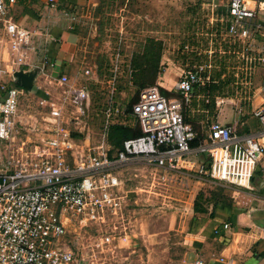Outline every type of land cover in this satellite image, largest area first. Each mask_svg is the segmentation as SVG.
<instances>
[{
  "label": "rangeland",
  "instance_id": "374dc122",
  "mask_svg": "<svg viewBox=\"0 0 264 264\" xmlns=\"http://www.w3.org/2000/svg\"><path fill=\"white\" fill-rule=\"evenodd\" d=\"M226 2L86 0L73 21V31L79 36L73 60L60 76L39 77L34 83L38 93L20 88L16 129L0 139V169L36 156L54 126L50 104L62 99L64 89L70 90L72 101L64 104V122L58 123L70 129L73 151L93 152L91 147L104 142L108 154H113L117 145L109 140L110 127L104 130V109L111 92L115 105L123 109L138 90L132 82V61L149 39L161 49V78L170 74L177 79L185 71L203 67L205 82L194 87L192 101L184 109L195 139L206 138L207 127L216 120L215 112L222 104L240 108V117L255 127L258 120L252 117V110L260 99L259 94H253L264 83L259 59L264 54V39L258 32L244 34L246 24L239 27L237 35H229ZM81 85L90 92V105L84 109L72 95ZM171 90L162 94L178 97ZM116 120L131 127L137 124L127 113ZM198 159L191 158L190 163ZM144 173L139 171L136 179L126 181V188L137 193H130L122 220L69 225L65 243L81 264L188 263L195 257L189 239L216 203L228 204L238 196H249L234 185L193 178L186 185L174 180L165 185L158 183V178L152 183L147 173L142 177ZM260 175L255 181L264 179ZM196 203L198 210L194 209Z\"/></svg>",
  "mask_w": 264,
  "mask_h": 264
},
{
  "label": "built area",
  "instance_id": "2783aa9c",
  "mask_svg": "<svg viewBox=\"0 0 264 264\" xmlns=\"http://www.w3.org/2000/svg\"><path fill=\"white\" fill-rule=\"evenodd\" d=\"M14 2L0 0V24L14 62L23 65L28 62L26 50L34 49L36 33L11 17L9 8ZM248 2L227 0V33L235 36L246 24L244 34L258 32L264 39V27L257 19V12L264 11V1ZM259 59L264 69V54ZM202 72L199 66L179 76L173 86L178 97L162 94L157 85L143 88L130 110L141 134L122 140L110 155L104 142L91 147L93 152L73 151L70 129L58 123L64 122V104L72 101L70 90L64 89L62 99L50 104L54 126L36 156L0 169V264H81L65 243L69 225L122 220L130 193H137L126 188V181L136 179L139 171L152 177V183L158 178L165 185L173 180L186 185L193 178L251 190L253 178L264 164V94L252 112L260 124L258 133L237 134L230 126L212 120L206 138L191 145L195 132L184 118V109L192 101L194 87L205 82ZM19 93L20 87L0 78V139L16 129ZM112 93L104 109L105 131L126 113L115 105ZM72 95L81 109L89 107L90 92L85 86ZM191 158L199 159L193 164ZM221 228L227 229L229 224L223 223ZM183 264L205 262L195 258Z\"/></svg>",
  "mask_w": 264,
  "mask_h": 264
},
{
  "label": "crops",
  "instance_id": "0c3cea01",
  "mask_svg": "<svg viewBox=\"0 0 264 264\" xmlns=\"http://www.w3.org/2000/svg\"><path fill=\"white\" fill-rule=\"evenodd\" d=\"M253 1L249 0V4ZM85 2L54 0L51 5L48 0H15L9 8V14L17 23L36 33L34 49L25 52L27 64L17 65L0 24V78L15 84L12 74L18 69H38L34 83L43 75L60 76L65 66L73 60L79 39L73 31V21L77 9ZM257 19L264 27V11L257 12ZM174 80L170 74L162 75L161 86L172 91ZM34 88L31 92L38 93L35 84ZM261 92H264V83L253 94V97L259 94L260 102L264 94ZM215 115L217 121L230 126L237 134L258 133L260 130L259 122L255 127H249V121L240 117L243 115L240 108L237 110L236 107L222 104L218 106ZM258 175L264 177V164L258 168L251 190L244 191L249 196H238L219 209L214 217H207L198 223L189 239V245L195 253L193 259L200 258L205 264H264V179L255 181ZM256 187L260 190L256 191ZM223 223H228L229 228L222 229ZM215 228L220 229L218 234L214 232Z\"/></svg>",
  "mask_w": 264,
  "mask_h": 264
},
{
  "label": "trees",
  "instance_id": "16d2710c",
  "mask_svg": "<svg viewBox=\"0 0 264 264\" xmlns=\"http://www.w3.org/2000/svg\"><path fill=\"white\" fill-rule=\"evenodd\" d=\"M154 43H155L154 39H149L143 52L135 56L132 61L133 62L132 82L138 88V90L135 92L134 96L126 104L125 112L127 114H130L131 106L138 99L139 93L143 88L157 83V87L161 93L169 94L170 92L169 90L162 87L160 84L162 80L160 74L161 49L159 45L156 46ZM177 79H175L174 81L176 82ZM174 81H173V86L175 84ZM140 134H141V130L138 123L133 127L126 126L125 124L122 123H115L110 126L108 137L110 142L112 143L114 142L115 145H117V148H119L122 140ZM197 142L198 139H193L191 141V145H195L197 144ZM216 204L217 205H215L212 208L209 214L210 218L214 217L217 214V211L223 208L225 205L222 203H216ZM194 209L198 210V203L194 205Z\"/></svg>",
  "mask_w": 264,
  "mask_h": 264
},
{
  "label": "water",
  "instance_id": "95a60500",
  "mask_svg": "<svg viewBox=\"0 0 264 264\" xmlns=\"http://www.w3.org/2000/svg\"><path fill=\"white\" fill-rule=\"evenodd\" d=\"M37 73H38V69H32L26 71L23 69H18L13 72L12 76L17 86L27 91H33L34 79Z\"/></svg>",
  "mask_w": 264,
  "mask_h": 264
},
{
  "label": "bare ground",
  "instance_id": "6f19581e",
  "mask_svg": "<svg viewBox=\"0 0 264 264\" xmlns=\"http://www.w3.org/2000/svg\"><path fill=\"white\" fill-rule=\"evenodd\" d=\"M249 3V2H248Z\"/></svg>",
  "mask_w": 264,
  "mask_h": 264
}]
</instances>
